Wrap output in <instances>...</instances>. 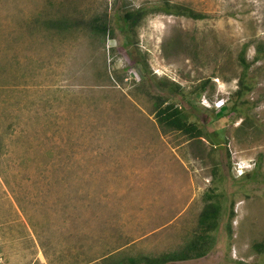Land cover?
Returning a JSON list of instances; mask_svg holds the SVG:
<instances>
[{
	"label": "rangeland",
	"instance_id": "374dc122",
	"mask_svg": "<svg viewBox=\"0 0 264 264\" xmlns=\"http://www.w3.org/2000/svg\"><path fill=\"white\" fill-rule=\"evenodd\" d=\"M162 1L0 0V264H100L112 253L176 250L193 236L210 187L225 191L226 206L213 248L167 264L263 263L251 244L264 237V181L240 177L259 154L264 173V55L244 96L256 103L260 131L238 140L241 118L220 112L236 88L242 43L247 59L264 44V0H168L204 17L153 13L137 28L148 69L187 92L177 100L209 134L199 140L157 124L151 100L132 87L142 71L118 24L101 47L86 29L45 23ZM173 32L195 37L197 54L165 57ZM209 77L196 98L191 91Z\"/></svg>",
	"mask_w": 264,
	"mask_h": 264
},
{
	"label": "trees",
	"instance_id": "16d2710c",
	"mask_svg": "<svg viewBox=\"0 0 264 264\" xmlns=\"http://www.w3.org/2000/svg\"><path fill=\"white\" fill-rule=\"evenodd\" d=\"M164 13L175 16H182L192 19H201L204 14L194 10L187 4L179 2H170L163 0L156 4H142L133 7L129 3L122 4V8L115 12H109L107 9L98 11L90 16H79L77 21L69 17H61L57 19H48L45 21L49 27L58 30H68L74 26L77 29H86L89 35L97 40L101 47L105 46L106 39L113 38L115 25L118 24L122 32L121 44L128 58L141 67V78L138 81L132 79V87L134 90L146 95L152 102L153 115L157 124L162 131H178L183 133L187 139L199 140L201 136H209L195 120H190L185 107L179 104L177 97L185 101L188 99L187 92L183 87L173 80L166 77L157 78L148 69L146 56L140 51L137 39V28L143 23L149 14ZM249 42L242 43L237 52V60L240 65V71L237 75L236 88L229 94L230 103L221 110L220 115H233V118H241V121L234 128V134L239 140L249 136V131L258 129L255 125L250 110L256 103H247L244 96L250 93L255 84L250 77V68L254 62L264 55V44L256 42L253 45L254 55L251 59H247V49ZM200 43L195 37L183 38L181 35L173 32L164 40L163 50L165 57L175 54H197ZM113 64V63H112ZM113 67V66H112ZM116 70L112 68V73ZM214 74V73H213ZM118 81H122L123 76L115 75ZM217 75H214L216 77ZM210 78L204 79L199 83L191 93L196 98H200L205 87L210 83ZM264 97V94H263ZM260 131V130H259ZM262 154L253 162V166L245 172L240 179L245 182H263L264 173L261 167ZM217 163H214L213 175L218 170ZM214 180L222 182L223 175L219 174ZM225 191L217 190L216 187H210L204 192L203 206L197 217V227L193 236L184 242V244L176 249L163 252L156 255L136 254L122 255L112 253L101 259L100 264H166L169 262H177L184 260L197 259L205 256L214 246V233L218 228L219 220L226 209L223 204ZM230 216L234 215L233 209L230 208ZM228 233H231L230 222L227 224ZM251 248L257 255L263 256L264 259V237L261 240L252 242ZM264 263V260H263ZM257 262L255 264H263Z\"/></svg>",
	"mask_w": 264,
	"mask_h": 264
},
{
	"label": "crops",
	"instance_id": "0c3cea01",
	"mask_svg": "<svg viewBox=\"0 0 264 264\" xmlns=\"http://www.w3.org/2000/svg\"><path fill=\"white\" fill-rule=\"evenodd\" d=\"M202 258V257H201ZM197 259H200V258H197ZM191 260H194V259H191ZM184 261H186V260H184ZM167 264V263H166Z\"/></svg>",
	"mask_w": 264,
	"mask_h": 264
}]
</instances>
